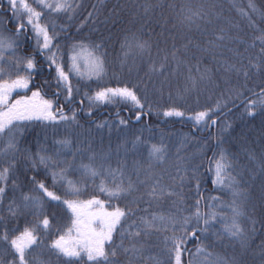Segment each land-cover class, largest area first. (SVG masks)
Masks as SVG:
<instances>
[{
    "label": "snow or ice",
    "instance_id": "6c2138e0",
    "mask_svg": "<svg viewBox=\"0 0 264 264\" xmlns=\"http://www.w3.org/2000/svg\"><path fill=\"white\" fill-rule=\"evenodd\" d=\"M101 105L191 130L173 156ZM0 264H264V0H0Z\"/></svg>",
    "mask_w": 264,
    "mask_h": 264
},
{
    "label": "trees",
    "instance_id": "16d2710c",
    "mask_svg": "<svg viewBox=\"0 0 264 264\" xmlns=\"http://www.w3.org/2000/svg\"><path fill=\"white\" fill-rule=\"evenodd\" d=\"M96 0H85L86 4L95 3ZM118 2H125V0H106V4L109 8H111L112 5L118 3ZM161 3H164L165 5L172 3V4H179L182 2V0H160ZM225 7L227 9H231V5L233 3L237 5H245L247 3V0H224ZM165 14L168 15L167 9H165ZM231 15L235 18H239L236 11H231ZM9 28H11V25H8ZM169 27H171V24H169ZM159 30V29H157ZM115 44V42H114ZM115 50L116 52L119 51L118 44H115ZM37 79H40V77H37ZM115 86V83L113 82V85ZM177 84L174 82L173 87L171 89L173 93V97H175V91H176ZM168 90L166 89L164 99L161 101L162 104L170 103L168 100L167 95ZM30 94V93H29ZM51 98V97H49ZM80 100V97H77L76 103L72 105L73 107L80 108V104L78 103ZM180 103L179 101H177ZM206 98L201 97V103H205ZM87 101H85V104ZM67 110V109H65ZM119 111V116H114ZM105 112V113H103ZM126 119L129 121V126L126 130H123L121 132H129L130 134H133L132 132L136 130V133L134 135H142L144 138H150L152 142H156L160 139L161 133H164L165 142L169 146V148H172L171 152L176 153L177 148L179 147V140H180V134L181 133H188L191 130V125L189 124H181L179 122H173L168 121L165 122L163 117H157L155 115L147 116L148 120L146 121L145 118L142 119L141 123L139 124H132L130 119L134 118V114L132 112H129L128 108L123 105H101L94 109V115L91 118H88L84 115L83 112L79 113V119L80 123L84 124L85 127H87L93 120L99 122L103 120H108L110 122H113L115 124L118 122L119 119ZM257 125L259 124V120L255 122ZM144 128L145 130L141 133L140 129ZM150 128L151 132H149L147 129ZM121 132L119 133V136L121 137ZM103 136H104V142L103 145L99 143V138H97V142L95 147L99 150L101 147H108L109 145V137H108V130H103ZM111 142L113 144H116L118 142V134L115 131V127L112 132L111 136ZM46 147H51V140L48 141V144L45 145ZM197 149V145L195 143L189 144L187 148L183 149L181 151V154H191L194 153ZM32 150L36 151L37 146L35 144L32 145ZM207 156H211V153H207ZM79 158V157H78ZM77 158V159H78ZM71 159V158H70ZM132 157L129 156V163H131ZM197 163L201 164L200 172L202 174V184H201V190L205 194L214 193V190L212 188V182H211V173L206 171L209 167L208 160L207 159H198ZM35 173L29 171L28 175L31 176ZM72 174V173H71ZM44 173L43 169L40 170V174L37 176V179H44ZM23 179V177H22ZM46 183L51 185V179L50 177L46 180ZM26 190V189H25ZM101 199H104L103 196H101ZM171 207L169 202H165L161 205V208L159 210L167 211ZM190 247H193L192 245H189Z\"/></svg>",
    "mask_w": 264,
    "mask_h": 264
},
{
    "label": "rangeland",
    "instance_id": "374dc122",
    "mask_svg": "<svg viewBox=\"0 0 264 264\" xmlns=\"http://www.w3.org/2000/svg\"><path fill=\"white\" fill-rule=\"evenodd\" d=\"M75 108H77V107H75ZM78 109V108H77ZM135 118V117H134ZM133 134H130L129 132H121V137L120 138H126V139H128V140H131V139H133L134 138V134L136 133V130H134L133 132H132ZM157 141H159V140H157ZM156 141V142H157ZM166 143V142H165ZM111 145H112V147H113V149L115 148V146H116V144H113L112 142H111ZM129 147H130V145H129ZM107 148L108 147H104L103 149L104 150H107ZM170 149V153L174 156L176 153H174V152H171L172 151V148H169ZM98 150V149H97ZM131 155V154H130ZM129 155V156H130ZM80 162H81V160H80V158H78V159H76V161H75V163H76V165L77 166H79V164H80ZM84 162L85 163H87V160L85 159L84 160ZM113 166H115V159H113ZM72 173V174H71ZM70 174H69V178L70 179H78L79 178V174L78 173H75V172H71ZM212 173H211V181H212ZM212 186V188H213V190H214V193L212 194V193H209V194H205V196L207 197V196H217V197H220V199L221 200H223V201H228L229 199H230V197H229V195L226 193V192H221V191H219V190H217L216 188H214V186L213 185H211Z\"/></svg>",
    "mask_w": 264,
    "mask_h": 264
},
{
    "label": "water",
    "instance_id": "95a60500",
    "mask_svg": "<svg viewBox=\"0 0 264 264\" xmlns=\"http://www.w3.org/2000/svg\"><path fill=\"white\" fill-rule=\"evenodd\" d=\"M78 103H79V102H78ZM103 113H105V112H103ZM114 116H117V115L114 114ZM143 118H145L146 121L148 120L147 116H144ZM130 121H131L132 124H139V123H136V122H135V118L130 119ZM140 123H141V122H140Z\"/></svg>",
    "mask_w": 264,
    "mask_h": 264
}]
</instances>
